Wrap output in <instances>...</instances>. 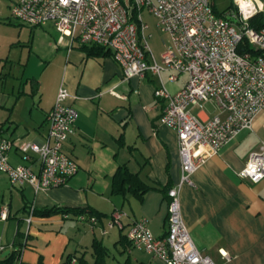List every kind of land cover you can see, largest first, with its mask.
Instances as JSON below:
<instances>
[{"label":"crops","instance_id":"obj_1","mask_svg":"<svg viewBox=\"0 0 264 264\" xmlns=\"http://www.w3.org/2000/svg\"><path fill=\"white\" fill-rule=\"evenodd\" d=\"M2 1L11 10L16 0ZM19 27L17 38L0 45V136L46 142L48 116L64 87L74 97L67 103L80 113L68 139L79 171L68 185L46 191L13 185L0 174V244L5 248L0 260L2 253L8 257L17 250L15 238L22 232L27 246L15 264H66L69 257H76L77 264H95V241L107 249L105 264H165L144 251H130L125 238L130 223L141 218L148 219L155 237H164L167 189L180 183L178 136L160 123L166 104L155 97L158 78L125 80L112 54L91 58L78 43L60 42L53 24ZM164 79L173 95L187 76L170 83L166 73ZM208 105L210 113L204 111ZM188 109L199 122L224 116L214 102ZM254 120L252 129L240 132L193 174L195 187H179L181 215L192 240L217 264H264V181L251 184L240 177L247 158L264 144V110ZM8 156L12 166L24 164L17 149ZM121 166L152 187L143 200L112 193V177ZM30 167L40 170L37 161ZM54 207L93 209L104 216L92 226L75 215H33ZM116 210L128 215L123 230L108 227Z\"/></svg>","mask_w":264,"mask_h":264},{"label":"built area","instance_id":"obj_2","mask_svg":"<svg viewBox=\"0 0 264 264\" xmlns=\"http://www.w3.org/2000/svg\"><path fill=\"white\" fill-rule=\"evenodd\" d=\"M233 9L217 15L208 0H16L12 17L21 25L41 28L53 24L60 42L98 46L113 55L125 80L148 75L158 78L155 97L165 101L160 123L178 136L181 156L179 185L169 188L168 227L164 237H155L149 221L141 218L130 223L126 239L130 251H144L165 264H217L201 254L184 222L179 187H195L193 174L240 132L250 130L254 119L264 110V28L250 27V20L264 12L262 0H231ZM147 13L157 21L165 36L161 62L154 57L144 20ZM236 20V22L234 21ZM247 41L258 51H240ZM170 83L187 76L185 86L173 94ZM74 98L62 87L48 116L46 142L37 144L0 136V174H7L13 185L32 186L46 191L68 185L79 171L69 153L68 142L80 113L67 103ZM214 102L224 116L205 122L191 114L188 107ZM17 149L24 164L12 166L8 154ZM39 162L35 172L30 164ZM240 177L251 184L264 181V144L247 158ZM128 215L116 210L109 228L123 230ZM8 213H1L6 221ZM80 221L96 226V216L79 215ZM0 244V252L4 251ZM227 257V255L225 254ZM76 257L70 264H77Z\"/></svg>","mask_w":264,"mask_h":264},{"label":"trees","instance_id":"obj_3","mask_svg":"<svg viewBox=\"0 0 264 264\" xmlns=\"http://www.w3.org/2000/svg\"><path fill=\"white\" fill-rule=\"evenodd\" d=\"M213 5V8L217 15L225 14L228 11H231L233 9V3L231 2V6L224 12H219L215 5ZM250 27L261 30L264 28V12L258 13L256 16H254L250 20ZM82 50L91 58L92 57H102V56H108L111 54L110 51L105 50L102 47L98 46H81ZM240 51H249L252 54H258V51L251 48L247 41L242 43L240 47ZM137 173H132L126 166H121L115 173V175L112 177V193L114 195H122L125 196L127 193H130L132 196L139 200H143L144 196L151 191L152 187H149L139 176ZM169 191V188L167 189V193ZM89 215V216H97V218H101L104 215L100 212L93 210V209H81V208H59L54 207L50 209H44V210H34L33 215L39 216V217H51L54 215ZM126 238V237H125ZM27 239L28 237L26 234H23L22 232H18L16 238H15V245L17 246V250L12 252L8 257H6L3 260H0V264H15L17 260H20L21 254L24 248L27 246ZM93 245V249L96 255V261L95 264H105V256H107V249L100 244L98 241H95ZM68 261L66 264H70L71 257L67 258ZM81 264H85L84 261H80Z\"/></svg>","mask_w":264,"mask_h":264},{"label":"rangeland","instance_id":"obj_4","mask_svg":"<svg viewBox=\"0 0 264 264\" xmlns=\"http://www.w3.org/2000/svg\"><path fill=\"white\" fill-rule=\"evenodd\" d=\"M209 2H211L212 4L215 5L216 9L219 12H224L226 11L230 6H231V0H208ZM264 1V0H263ZM10 8L7 6L6 2L4 1H0V11L2 12L0 14V45H3L5 47L8 46V44L13 41L15 38H17L16 35H18V30L19 25L21 23H19V21L15 20L12 17L11 14V10H9ZM144 20L145 22L150 26V29L148 30V35H152V37L150 38V46L154 52V57H156V59L161 62V53L163 52V38L165 39V37L163 36V34L161 33V31H159L158 27H157V21L155 20V18H153V16L145 13L144 14ZM22 27H25L22 25ZM212 106L208 105L204 107V111L210 113L213 109L211 108ZM199 111H196L195 113H198ZM7 254L2 253L1 259H4Z\"/></svg>","mask_w":264,"mask_h":264},{"label":"water","instance_id":"obj_5","mask_svg":"<svg viewBox=\"0 0 264 264\" xmlns=\"http://www.w3.org/2000/svg\"><path fill=\"white\" fill-rule=\"evenodd\" d=\"M236 22V20H234Z\"/></svg>","mask_w":264,"mask_h":264}]
</instances>
